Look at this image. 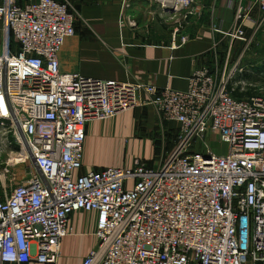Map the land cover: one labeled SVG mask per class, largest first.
Here are the masks:
<instances>
[{
  "label": "built area",
  "instance_id": "2783aa9c",
  "mask_svg": "<svg viewBox=\"0 0 264 264\" xmlns=\"http://www.w3.org/2000/svg\"><path fill=\"white\" fill-rule=\"evenodd\" d=\"M200 1L153 0L183 19ZM234 12L228 29L211 28L230 43L222 69H197L175 91L63 73L59 53L76 34L71 0H0V140L28 169L0 194V264H55L77 212L97 215V245L82 264H264V96H234L245 86L240 59L264 32V0ZM177 40L188 37L176 30ZM235 41L245 50L229 65ZM147 107L179 127L169 160L79 174L89 123Z\"/></svg>",
  "mask_w": 264,
  "mask_h": 264
},
{
  "label": "crops",
  "instance_id": "0c3cea01",
  "mask_svg": "<svg viewBox=\"0 0 264 264\" xmlns=\"http://www.w3.org/2000/svg\"><path fill=\"white\" fill-rule=\"evenodd\" d=\"M71 1L77 17L76 34L65 41L59 53L60 70L63 73H78L91 79L140 83L185 91L188 79L195 70L215 67L221 61V55L226 52L227 40L212 31L211 20L202 28L189 32L186 35L188 40L180 44L178 40L173 41V34L158 31L150 37L149 33L146 35L138 33L136 29L131 31L126 24H122L128 0ZM212 1V5L215 2L219 3L215 5L218 8L214 23L223 21L224 27L228 29L233 23L236 4L245 6L249 0ZM229 3L234 10L229 8ZM252 18L253 20L257 18V11L252 13ZM252 25V23L245 25L248 35L251 34ZM142 28L139 26L138 29ZM215 44L216 51L213 47ZM178 128L176 123L162 121L152 107L136 108L106 121L91 122L86 127L82 169L79 174L123 167L104 163L103 160L101 142L112 131L133 136L144 131H162L173 140V136L179 135ZM170 145L163 155L155 158L160 161L172 153L173 142ZM159 161H155L154 165L147 168L156 169L165 162ZM96 226V213L72 214L71 234L62 239L60 254L55 264H82L97 245ZM28 264L39 263L32 260Z\"/></svg>",
  "mask_w": 264,
  "mask_h": 264
},
{
  "label": "rangeland",
  "instance_id": "374dc122",
  "mask_svg": "<svg viewBox=\"0 0 264 264\" xmlns=\"http://www.w3.org/2000/svg\"><path fill=\"white\" fill-rule=\"evenodd\" d=\"M212 0H201L199 3V12L196 15L183 17H172L161 15L157 9V5L153 0H140L137 3L135 0H128L122 16V24H126V27L133 31L136 29L138 33H144L145 35H151L158 33V31H164L168 34H173L177 30V35H187L194 29H200L205 26L210 20L215 24L214 19L217 13L219 3L215 2L212 5ZM72 9L74 10L73 3ZM215 6V10H214ZM213 7V9H212ZM230 21V20H229ZM139 26L143 27L142 30L138 29ZM138 29V30H137ZM264 32L258 34L255 39L250 42L247 48L246 54L241 61V67L243 72L241 74L242 83L245 86L244 92L246 98L253 96H264ZM228 44L229 41H227ZM227 45V44H226ZM245 50V46L235 41L233 43L232 51L228 61L229 65H233L239 58L242 57V53ZM226 56V52L221 55L222 58ZM222 63L216 64L218 70H221ZM252 66V67H251ZM236 94L242 95L238 92ZM172 137L164 134L162 131H144L140 135L133 136L122 133L110 132L105 140L101 143V153L103 154L104 163L111 165L123 166L122 168H131L138 162L144 163L150 167L155 164V161H159L155 156L163 155L173 142L174 150L165 158L159 161H167L176 152L179 147L178 134ZM9 142L2 139L0 140V194L5 192L9 194L11 189L21 185L28 175V169L22 162L19 153L15 149L9 147ZM201 149L205 146L200 143ZM198 144L189 148L187 153H195L198 150ZM209 147L216 154L226 152V147L216 140H209ZM113 168V167H112Z\"/></svg>",
  "mask_w": 264,
  "mask_h": 264
},
{
  "label": "trees",
  "instance_id": "16d2710c",
  "mask_svg": "<svg viewBox=\"0 0 264 264\" xmlns=\"http://www.w3.org/2000/svg\"><path fill=\"white\" fill-rule=\"evenodd\" d=\"M234 96L236 97V98H246V94H242V95H239V94H236V93H234Z\"/></svg>",
  "mask_w": 264,
  "mask_h": 264
},
{
  "label": "clouds",
  "instance_id": "9594fccd",
  "mask_svg": "<svg viewBox=\"0 0 264 264\" xmlns=\"http://www.w3.org/2000/svg\"><path fill=\"white\" fill-rule=\"evenodd\" d=\"M5 258H6V259H13V258H14V256H13V255H11V254H6Z\"/></svg>",
  "mask_w": 264,
  "mask_h": 264
}]
</instances>
